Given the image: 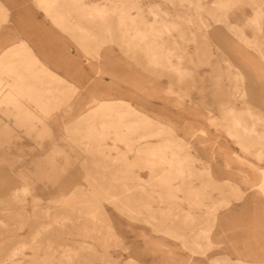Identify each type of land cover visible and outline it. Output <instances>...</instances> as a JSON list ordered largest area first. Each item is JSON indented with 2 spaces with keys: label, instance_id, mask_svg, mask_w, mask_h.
<instances>
[{
  "label": "rangeland",
  "instance_id": "1",
  "mask_svg": "<svg viewBox=\"0 0 264 264\" xmlns=\"http://www.w3.org/2000/svg\"><path fill=\"white\" fill-rule=\"evenodd\" d=\"M0 264H264V0H0Z\"/></svg>",
  "mask_w": 264,
  "mask_h": 264
},
{
  "label": "bare ground",
  "instance_id": "2",
  "mask_svg": "<svg viewBox=\"0 0 264 264\" xmlns=\"http://www.w3.org/2000/svg\"><path fill=\"white\" fill-rule=\"evenodd\" d=\"M257 11H259V10H257ZM261 12V11H260ZM258 13V12H257ZM259 14V13H258Z\"/></svg>",
  "mask_w": 264,
  "mask_h": 264
}]
</instances>
